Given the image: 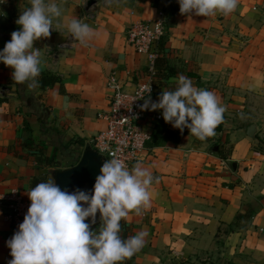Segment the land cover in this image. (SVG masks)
<instances>
[{"label":"crops","instance_id":"crops-1","mask_svg":"<svg viewBox=\"0 0 264 264\" xmlns=\"http://www.w3.org/2000/svg\"><path fill=\"white\" fill-rule=\"evenodd\" d=\"M51 2L62 9L64 30H50L33 48L41 50V71L59 81L27 92L0 63V194L16 189L30 201L34 178H54L92 148L91 139L106 128L97 115L108 109L109 79L132 91L145 77L147 55L129 45L127 29L163 13L166 32L157 43L159 78L151 100L174 90L182 74L214 92L226 111L211 141L189 132L177 144L146 147L139 163L159 180L149 188L150 207L122 219L120 235H147L119 264H264V0H238L231 14L210 17L181 15L178 0ZM29 6V0H0V51ZM73 17L94 30L86 45L72 46L66 26ZM147 123L153 129L155 123ZM6 214L0 206V264L12 259L7 241L14 231ZM99 227L98 212L91 230Z\"/></svg>","mask_w":264,"mask_h":264},{"label":"clouds","instance_id":"clouds-1","mask_svg":"<svg viewBox=\"0 0 264 264\" xmlns=\"http://www.w3.org/2000/svg\"><path fill=\"white\" fill-rule=\"evenodd\" d=\"M29 4L15 21L20 30L11 33V40L0 51V63L13 69V81L25 85L27 92L39 87L41 74V50L33 48L34 41L65 27L58 19L62 9L56 3L29 0ZM178 4L181 15L227 16L237 9L238 0H178ZM66 30L73 47L86 45L94 34L84 19L75 17ZM174 81V90H162L157 101L148 95L141 111L162 110L165 123L181 133L187 128L190 136L206 142L216 135L226 108L214 92L196 88L186 76L181 74ZM99 171L91 192L62 190L53 176L27 192L28 212L7 241L12 257L8 264H119L144 246L147 233L122 239L120 222L129 213L141 215L142 209L150 207L149 188L159 178L139 162L129 170L115 155ZM98 212L100 227L92 231ZM88 218L90 223L85 222Z\"/></svg>","mask_w":264,"mask_h":264},{"label":"built area","instance_id":"built-area-1","mask_svg":"<svg viewBox=\"0 0 264 264\" xmlns=\"http://www.w3.org/2000/svg\"><path fill=\"white\" fill-rule=\"evenodd\" d=\"M166 23L163 13L155 21L138 22L126 31V39L137 53L147 55L145 77L138 82L132 91L123 90L114 77L107 82L110 90L109 104L106 112L97 116L106 122V128L95 135L90 144L104 160L115 157L123 160L128 169L140 161L142 153L151 139L152 128L148 129L147 121L154 123L162 119L160 113L149 114L141 111L144 99L152 95L159 78L156 60L159 57L157 43L164 37ZM150 90V93H149ZM31 201L23 198L13 189L0 194V206L6 209V220L11 224L14 233L18 231L28 212Z\"/></svg>","mask_w":264,"mask_h":264},{"label":"water","instance_id":"water-1","mask_svg":"<svg viewBox=\"0 0 264 264\" xmlns=\"http://www.w3.org/2000/svg\"><path fill=\"white\" fill-rule=\"evenodd\" d=\"M252 130L253 127L251 126L249 133H251ZM104 161L102 155L98 154L90 146H87L79 162L74 167L63 171H57L54 179L62 190L66 188L69 191H74L79 188L91 192L96 177L100 174V167Z\"/></svg>","mask_w":264,"mask_h":264},{"label":"trees","instance_id":"trees-1","mask_svg":"<svg viewBox=\"0 0 264 264\" xmlns=\"http://www.w3.org/2000/svg\"><path fill=\"white\" fill-rule=\"evenodd\" d=\"M159 52H162V50H159ZM159 61V59L156 60V65ZM37 79L39 82V88L42 90L45 88H51L55 83L59 81L58 75L45 71H41V74ZM160 113L162 115V112ZM216 131H221L220 125L217 127ZM186 133H189V130L187 128L184 129L183 133H181L179 129L170 128L169 123H165L162 116V119L153 125L151 139L147 143V147H159L165 145L166 143L177 144L181 141V139ZM194 138L195 140L200 141L196 137ZM211 140H213V137L207 138V141ZM35 157L38 162H43L46 164H49L50 162V160L46 157H44L43 160L40 156L35 155ZM47 180V177H36L32 180L31 186L32 188H34L37 184L41 182H46ZM122 230L123 229L121 228V231Z\"/></svg>","mask_w":264,"mask_h":264}]
</instances>
